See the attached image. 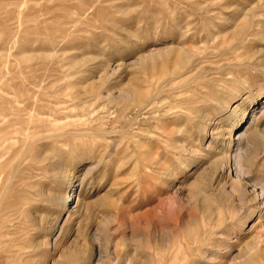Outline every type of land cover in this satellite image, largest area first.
Listing matches in <instances>:
<instances>
[{"label":"rangeland","instance_id":"obj_1","mask_svg":"<svg viewBox=\"0 0 264 264\" xmlns=\"http://www.w3.org/2000/svg\"><path fill=\"white\" fill-rule=\"evenodd\" d=\"M0 104V264H264V0H0Z\"/></svg>","mask_w":264,"mask_h":264},{"label":"bare ground","instance_id":"obj_2","mask_svg":"<svg viewBox=\"0 0 264 264\" xmlns=\"http://www.w3.org/2000/svg\"><path fill=\"white\" fill-rule=\"evenodd\" d=\"M258 100V99H257ZM19 102V101H18ZM23 104V103H22ZM2 104H0V106H1ZM33 105V104H32ZM256 105V104H255ZM2 107V106H1ZM27 107V106H26ZM31 107V106H30ZM67 107V106H66ZM58 108H60V107H58ZM264 108V107H263ZM25 110V109H24ZM51 110V109H50ZM235 110V108L233 109V111ZM237 110V109H236ZM246 112H247V109H243V110H241V112H240V115H241V117L239 116V120H237L234 124H233V126H237L238 124H239V122L243 119V117H244V115L246 114ZM250 116V115H249ZM37 118V117H36ZM251 118H254V120L255 121H257L259 118L257 117L256 118V116L255 115H252V117ZM207 121H209V122H211L212 121V118H208V119H206ZM235 120V119H234ZM253 122V121H252ZM242 124V123H241ZM250 124V123H249ZM258 125V124H257ZM235 126V127H236ZM238 128V127H237ZM233 129V128H232ZM253 130V127H250L249 128V130ZM205 130H206V133H207V127H205ZM27 131H28V129H27ZM51 131V130H50ZM237 133H239V132H237ZM20 134L21 135H23V131L21 130L20 131ZM44 134V133H43ZM48 134V133H47ZM51 134V133H50ZM25 135V134H24ZM33 135V134H32ZM37 135V134H36ZM39 135V134H38ZM45 135H46V133H45ZM44 135V136H45ZM53 135V134H52ZM236 135V134H235ZM238 135V142L236 143V144H234V146H235V148L233 149V150H231V146H232V143H233V140H234V135H232V134H230V141H229V145H228V147H229V151H228V153H226V155L224 156V158H222V163H223V165H230L231 164V162H233L234 164H236L237 166H238V169L236 170V173H235V180H234V183H236V184H239L240 183V181H244L243 179V168H241V161L244 159V153H246V152H243L242 150V147L244 148V146H243V140L242 139H244V138H247V137H249L248 136V133H239V134H237ZM46 136H48V135H46ZM255 136V135H254ZM25 138H26V135L24 136ZM41 138V137H40ZM235 138V139H236ZM31 144V143H30ZM247 144V143H246ZM249 144V143H248ZM29 146V145H28ZM27 146V147H28ZM27 150V149H26ZM248 150V149H247ZM18 156V155H17ZM150 157H152V156H150ZM154 158V157H153ZM236 166V167H237ZM245 176V175H244ZM233 177V176H232ZM76 182H77V180H76V178L75 177H70V178H68V179H66V181L64 182V184H63V186H62V192L63 193H65V192H67L68 190V192H67V197H72L73 196V194L74 193H72V192H74V185H76ZM249 182V181H248ZM66 183H68V184H66ZM252 186H254V190H253V193L255 194L254 195V198H253V200L254 201H257V204L258 205H260L259 206V209H262V208H264V185H259V187H260V190L258 191V190H256L255 189V187L257 186V184L256 183H254V184H251ZM73 186V187H72ZM32 189L34 188V186L32 187V186H30ZM258 187V188H259ZM257 188V189H258ZM29 189V188H28ZM26 192V191H25ZM77 198V195H75V198L72 200V201H74L75 199ZM61 200H62V198H61ZM65 200V198L63 199V201ZM67 204V202H63V205H65V209L64 210H66V209H68L69 210V208H70V205L68 206V205H66ZM6 229V228H5ZM0 235H1V233H0ZM3 241V240H2ZM1 241V242H2ZM3 243V242H2ZM2 243H0V244H2ZM5 243V242H4ZM125 264H127V263H125Z\"/></svg>","mask_w":264,"mask_h":264}]
</instances>
